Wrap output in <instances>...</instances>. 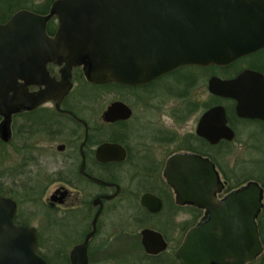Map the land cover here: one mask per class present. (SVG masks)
I'll list each match as a JSON object with an SVG mask.
<instances>
[{
	"label": "flooded vegetation",
	"instance_id": "obj_1",
	"mask_svg": "<svg viewBox=\"0 0 264 264\" xmlns=\"http://www.w3.org/2000/svg\"><path fill=\"white\" fill-rule=\"evenodd\" d=\"M30 1L0 0V24L28 10L47 17L46 37L56 41L60 21L51 11L55 0H32L40 11L30 9ZM64 30L63 42L56 46L36 34L31 39L30 32L0 38V163H6L0 171V197L16 205L12 222L35 229L36 251L47 262L43 248L51 257L62 254L53 242L56 233L46 240L41 226L74 231L75 246L95 222L88 263L115 255L129 264L140 257L179 264L175 251L188 230L205 219V209L176 202L165 176L167 161L176 153L210 160L223 183L218 198L237 187L228 186L237 173L228 165L233 146L264 151V46L226 64L181 65L149 82L127 85L89 80L98 55L95 48L81 47L92 34L88 19L76 18ZM67 72L70 86L65 88ZM246 72L233 97L209 89L212 78L234 79ZM166 78L168 93L160 96ZM171 98H180L182 105H165ZM113 103L129 112L123 108L106 119ZM103 143L120 150L97 152ZM255 162L264 166V158ZM130 178L134 185H125ZM145 194L157 200H146L147 205L158 209L142 203ZM261 213L264 208L258 217ZM37 216L40 222L34 221ZM144 229L160 233L165 248L146 252ZM261 243L263 251L244 264H264Z\"/></svg>",
	"mask_w": 264,
	"mask_h": 264
},
{
	"label": "water",
	"instance_id": "obj_2",
	"mask_svg": "<svg viewBox=\"0 0 264 264\" xmlns=\"http://www.w3.org/2000/svg\"><path fill=\"white\" fill-rule=\"evenodd\" d=\"M51 11L60 21L56 41L46 37L47 17L28 10L0 24V38L10 39L11 32L21 38L20 33L30 32L31 39L36 34L50 46L61 45L65 27L76 18L88 19L92 34L81 47L95 48L98 55L88 76L93 82L143 84L181 65L226 64L264 46V0H55ZM247 74L212 78L209 89L233 97L234 87ZM68 76L67 72L65 88L70 86ZM121 106L125 105L113 103L105 111L106 119L113 112L120 115L123 108L129 112ZM8 111L7 107L4 113ZM2 135L6 136L5 126ZM119 150L117 144L103 143L97 152ZM165 176L178 204L205 209V219L188 230L175 251L179 264H244L263 251L256 220L264 208V186L251 180L218 198L223 183L213 163L189 153L172 155ZM146 200L157 203L155 197L145 194L142 203L158 209ZM15 209L14 201L0 197V264H49L36 251L35 229L13 224ZM94 232L95 222L84 240L70 249V264L88 263L87 246ZM141 235L146 252L165 248L160 233L144 229Z\"/></svg>",
	"mask_w": 264,
	"mask_h": 264
},
{
	"label": "rangeland",
	"instance_id": "obj_3",
	"mask_svg": "<svg viewBox=\"0 0 264 264\" xmlns=\"http://www.w3.org/2000/svg\"><path fill=\"white\" fill-rule=\"evenodd\" d=\"M43 1L44 0H34V2L36 3H40ZM30 2H32L31 6H36L35 4H33L32 0ZM26 3H28V1H26ZM160 83L161 85L159 88V95L161 96L162 94L168 93L167 78ZM158 101L160 103L162 102V99H159ZM181 101L182 100L180 98H175V99L171 98L170 101H167V100L165 101L167 102L165 105H168V104L173 105L174 103H176V105L180 106L182 105ZM168 102H172V103H168ZM162 117L165 122L167 123L170 122L169 118H167L166 116H162ZM258 158H264V151L263 152L254 151V150H251L250 148H246V146L240 147V146L234 145L230 152V155L228 156V165L230 168H232V170H234L237 173H235L234 178L229 179L228 186L235 185V187L236 186L239 187L241 185L246 184L247 182L251 180H254V181L257 180L258 182H262L264 180V166L257 165V163L255 162V159L257 160ZM5 166H6L5 161H2L0 163V171L4 170ZM242 170H245V171H242ZM246 171L247 173H245ZM238 183H241V184L237 185ZM128 184H130L131 186L134 185L133 183H131V178L129 180H126L125 185H128ZM34 221L40 222L39 216H37V218H35ZM41 228H42L41 233L44 236V238H46V240H48L47 238L52 237L51 233H56V235L54 234L55 240L53 242H55L54 245L57 246V248L61 251L62 255L59 254L56 256L53 254V256L51 257V253L48 251V247L47 248L45 247V249L43 248L42 251L45 253L47 252L46 253L48 255L47 257H49L53 262L58 261L61 264H68L66 259L69 261L68 259L69 251L76 242V238H75L76 236L74 235L75 234L74 231L66 229V228H65L66 230H62V231L61 230L56 231L54 229L44 230V226H41ZM53 228L56 229V227H53ZM57 238L59 239V241L61 239L62 242L60 243L57 240ZM88 264H129V263H127L126 261H122L121 257H118V256L116 257L114 255L111 258H104L101 261L92 259L90 260ZM130 264H156V263H154V261L150 258L140 257V259H137L136 262L135 261L130 262Z\"/></svg>",
	"mask_w": 264,
	"mask_h": 264
},
{
	"label": "trees",
	"instance_id": "obj_4",
	"mask_svg": "<svg viewBox=\"0 0 264 264\" xmlns=\"http://www.w3.org/2000/svg\"><path fill=\"white\" fill-rule=\"evenodd\" d=\"M30 9L34 10V11H40L37 6H31L29 7ZM241 183H238L237 185H240ZM261 184L263 185L264 182L262 181ZM235 185H230L229 188H234ZM257 224H258V229H259V233H260V238L261 240L263 241L264 243V214L261 213V215L258 217V221H257ZM46 259L48 260L49 264H61L60 262L56 261V262H53L52 260H50V258H48L46 256ZM66 259V258H65ZM67 263L69 264L70 262L66 259Z\"/></svg>",
	"mask_w": 264,
	"mask_h": 264
}]
</instances>
